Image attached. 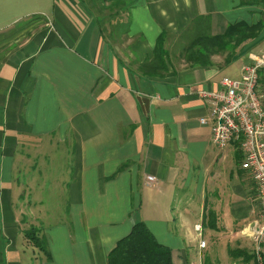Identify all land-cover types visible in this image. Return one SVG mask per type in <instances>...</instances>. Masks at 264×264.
<instances>
[{
  "label": "crops",
  "instance_id": "obj_1",
  "mask_svg": "<svg viewBox=\"0 0 264 264\" xmlns=\"http://www.w3.org/2000/svg\"><path fill=\"white\" fill-rule=\"evenodd\" d=\"M245 1L128 0L119 46L85 0H0V264H106L138 222L174 264L199 261L188 253L196 224L212 254L219 242L251 254L260 210L253 181L239 168L238 145L212 144L210 122H199L210 104L197 94L264 55V5ZM199 16L210 35L239 21L262 28L231 62L216 54L189 66L179 55L190 38L180 36ZM161 35L168 64L154 75L145 68ZM137 98L148 100L147 112ZM44 180L50 191L65 188L67 213L42 205ZM39 230L48 258L30 239Z\"/></svg>",
  "mask_w": 264,
  "mask_h": 264
},
{
  "label": "built area",
  "instance_id": "obj_2",
  "mask_svg": "<svg viewBox=\"0 0 264 264\" xmlns=\"http://www.w3.org/2000/svg\"><path fill=\"white\" fill-rule=\"evenodd\" d=\"M264 67L262 57L246 65L239 79L219 80L214 91L200 90L209 104V117L199 119L201 125L210 122L211 142L217 148L230 143L238 145L242 160L240 169L253 181L259 205L256 229L249 235L252 241L254 264H264V95L258 92V71ZM148 181L154 177L148 176ZM200 231V224L194 226ZM205 243L200 241L199 246Z\"/></svg>",
  "mask_w": 264,
  "mask_h": 264
},
{
  "label": "trees",
  "instance_id": "obj_3",
  "mask_svg": "<svg viewBox=\"0 0 264 264\" xmlns=\"http://www.w3.org/2000/svg\"><path fill=\"white\" fill-rule=\"evenodd\" d=\"M100 3H104L106 0H99ZM247 5L262 4L264 5V0H246L243 2ZM105 10H108L107 8ZM109 11V10H108ZM103 15V14H102ZM193 26L196 28L192 32H187V37H192V42L188 47H183L186 52L179 55V59L183 60L186 64L207 66L210 64L211 57L216 54H225V63L231 62V60L238 55L243 46L255 40L259 35L262 24L261 22H256L248 24L244 21L235 22L229 24L223 33L219 35H210L203 33L199 28L202 25H208L209 18L199 16L193 21ZM165 35L158 37L159 44L163 42ZM202 46L205 52L194 51V48ZM162 54V53H159ZM163 57L167 58L166 51L163 52L161 57L152 58V63L147 65L148 72L150 71L154 75H161L163 71L165 72L167 68L168 61H164ZM158 67L153 68L154 64ZM166 64V65H165ZM30 239L35 240L39 249L48 258V253L45 249V243L41 238L32 235ZM229 254L234 257L244 258V264L250 263L252 255L248 254L246 251L242 250H230ZM106 264H174L171 256V250L157 242V239L150 232L147 226L143 222H138L134 224L130 232L120 238L107 254Z\"/></svg>",
  "mask_w": 264,
  "mask_h": 264
},
{
  "label": "rangeland",
  "instance_id": "obj_4",
  "mask_svg": "<svg viewBox=\"0 0 264 264\" xmlns=\"http://www.w3.org/2000/svg\"><path fill=\"white\" fill-rule=\"evenodd\" d=\"M85 1L87 2V5H89L88 7L90 8V10L95 13L94 15L96 17L100 18V20L102 22V24H101L102 25V33L104 34L105 38L111 37L113 39L114 43H116L119 46H122L124 44L123 43L124 37L120 36V35L121 34L123 35V33H125L124 32L126 30L125 19L128 18V15L130 14L129 8L133 2L132 3L128 2V0H106V1H104V3H100L99 0L98 1H96V0H85ZM254 5L259 6L258 8H260L262 6V4L259 5L256 3ZM106 8L109 11L105 10ZM112 22H115L114 26H111ZM112 33L115 35V37L112 35ZM203 33H205V32H203ZM180 37H183L186 39L187 34L184 33ZM189 38H190L189 41H188V39H186V41L180 42L184 48L188 47L192 43V42H190L192 40V37H189ZM154 42L155 43H153V47H151L150 50L148 49L150 54L152 55L151 57L152 58H153V56L161 57L163 52L166 51V50H164V44L163 43L159 44L158 37L156 38V40H154ZM184 48L181 47V49H180L182 54H184L186 52V50ZM197 50L199 52H205V49L202 46H200L199 49L194 48V51H197ZM261 50H263L261 52H264V49L261 48ZM253 52H255V53L260 52V49L256 48L255 50H253ZM159 53H162V54H159ZM259 57H262L264 59V55H260V56L253 57L251 61L253 62V60L255 58H259ZM242 58H243V55H242V57L238 58L231 66L236 67L237 64L242 62V60H241ZM163 59H164V61H166L167 58L163 57ZM223 59H225V56L223 57ZM155 67H158L157 63L154 64L153 68H155ZM243 68H242V70H243ZM145 69L149 70L147 67ZM241 73H242V71H241ZM240 76H241V74H240ZM240 76L236 79H239ZM227 78L234 80L233 78H230V77H227ZM257 79H258V85H259L257 90H258L259 94L264 95V67L259 69ZM219 82H218V86H219ZM260 86H262L261 90H260ZM200 90L214 91L216 89H213V90L200 89ZM200 90H197V94H199L198 92ZM37 162L43 163L40 160ZM45 162L47 163L48 160H45ZM239 165H240V163H239ZM239 168H240V166H239ZM147 177H146V179H147ZM48 182H49L48 180H44L43 184H45V185L42 186V192L40 193L41 197L43 199L42 205L43 206L46 205V210L49 213H67L66 200L61 201V196L65 194V188L62 187V192H59L58 187L52 186L51 191H50V186H48ZM149 182H152V181H149ZM37 204H39V202H37L36 205ZM43 206H41V208L35 207V209H33V211H30V213H43V210H44ZM53 219H55V218H52L51 220H53ZM195 231L198 233L199 238L197 239L196 243L194 244L193 249L188 251V253H190L191 255L193 254L194 256H197V254H198V256H200V259L197 262V264H244L243 263L244 258H239V257L233 258L229 254V252L226 251V248L223 245L224 242L223 243H221V242L217 243V245L214 246L215 252H214V254H212L211 253L212 248H211V245L209 244L208 235H206L205 233L202 232V227H201L200 231H197V230H195ZM42 233H43V231L39 230L38 232L36 231L33 234H35L36 237H43L44 238L45 236ZM200 241H203L204 243H205V241L207 242V247L204 250H200L198 248V244L200 243ZM204 247H205V245H204ZM204 247H200V248H204ZM186 254H187V252H186ZM207 256L209 257L208 259H207ZM250 263L254 264L253 255H252V259H251Z\"/></svg>",
  "mask_w": 264,
  "mask_h": 264
},
{
  "label": "water",
  "instance_id": "obj_5",
  "mask_svg": "<svg viewBox=\"0 0 264 264\" xmlns=\"http://www.w3.org/2000/svg\"><path fill=\"white\" fill-rule=\"evenodd\" d=\"M137 101L140 103L142 108L147 112L148 110V100L145 98H137Z\"/></svg>",
  "mask_w": 264,
  "mask_h": 264
}]
</instances>
